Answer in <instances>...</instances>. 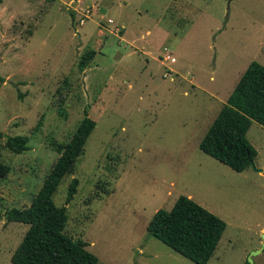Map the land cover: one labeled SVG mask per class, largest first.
<instances>
[{"label":"rangeland","instance_id":"374dc122","mask_svg":"<svg viewBox=\"0 0 264 264\" xmlns=\"http://www.w3.org/2000/svg\"><path fill=\"white\" fill-rule=\"evenodd\" d=\"M253 61L264 0H0L1 212L31 204L88 109L97 125L54 199L99 264H196L148 231L181 195L227 223L208 264H264V127L247 133L258 154L242 172L200 148ZM8 135L30 149L11 151ZM28 228L0 218V264Z\"/></svg>","mask_w":264,"mask_h":264},{"label":"trees","instance_id":"16d2710c","mask_svg":"<svg viewBox=\"0 0 264 264\" xmlns=\"http://www.w3.org/2000/svg\"><path fill=\"white\" fill-rule=\"evenodd\" d=\"M96 53L94 49L86 51L80 58V68H86ZM65 98L66 95H62V100ZM61 113L66 115L64 110ZM254 121L264 127V65L257 61H253L241 76L202 139L200 148L242 172L254 165L258 154L247 137ZM41 125L42 119L36 130ZM96 125V120L85 109V116L71 139L55 145L60 156L31 204L25 208L13 207L4 213L0 210V218H5L6 222L29 224L12 255L13 264H99L98 256L88 249L87 241L65 232L68 208L57 205L54 199L64 177L73 172ZM3 137L0 130V138ZM29 141L27 135H8L5 146L23 153L30 149ZM10 171L11 167L0 160V177H6ZM78 184V178H73L67 204L74 199ZM226 228L224 219L187 195H181L171 210L159 209L148 224V231L154 238L196 264H208Z\"/></svg>","mask_w":264,"mask_h":264},{"label":"water","instance_id":"95a60500","mask_svg":"<svg viewBox=\"0 0 264 264\" xmlns=\"http://www.w3.org/2000/svg\"><path fill=\"white\" fill-rule=\"evenodd\" d=\"M261 250H257V251H255L254 252V254H256V253H258V252H260ZM249 262H250V264H255V262H254V260H253V256H251L250 258H249Z\"/></svg>","mask_w":264,"mask_h":264}]
</instances>
